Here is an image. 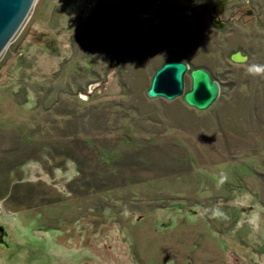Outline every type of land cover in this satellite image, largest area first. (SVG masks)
<instances>
[{"label": "rangeland", "instance_id": "rangeland-1", "mask_svg": "<svg viewBox=\"0 0 264 264\" xmlns=\"http://www.w3.org/2000/svg\"><path fill=\"white\" fill-rule=\"evenodd\" d=\"M221 1L223 29L209 14ZM171 60L216 78L208 110L147 97ZM64 111L95 162L123 168L104 213L66 197L69 161L2 175L12 141L47 120L52 135ZM17 179L34 185L17 203L56 202L0 194V264H264V0H36L0 56V193Z\"/></svg>", "mask_w": 264, "mask_h": 264}, {"label": "trees", "instance_id": "trees-1", "mask_svg": "<svg viewBox=\"0 0 264 264\" xmlns=\"http://www.w3.org/2000/svg\"><path fill=\"white\" fill-rule=\"evenodd\" d=\"M29 93L25 89L23 95L25 102H28ZM36 102L38 104V101ZM59 115L61 117V123L58 125V129L56 128V132L53 131L52 135L51 127L54 124L47 120L44 124L31 129L24 138L18 139L17 142L12 141V143H15L14 147L4 152V156L1 158V170L3 171L2 175H4V180H8L13 172L20 171L31 161L40 163H42L41 161L47 162L49 168L45 165L44 169H49L50 171H60L61 168H65L66 162L69 161L74 164L76 174L64 189L66 197H73L71 199L73 201L83 199L89 204L86 206L90 211L97 209L100 213H104L110 208L111 203L116 204L118 202L117 199L113 198V195L120 190L122 191L128 185H126L127 180L125 179L123 168L115 163L113 167L120 171L115 173L109 171V167L101 166V163L95 162L98 161L96 157L99 155L96 150H90L89 146H87L88 136L84 135L85 128L83 127V120L82 122H77L76 119L78 116L73 112L64 111L63 113H59ZM82 128H84L83 131H80ZM99 129L102 130L101 128ZM102 133L106 134V131L103 130ZM125 137L122 135L120 140L126 139ZM91 156H94V160ZM58 161L59 164H54ZM91 163L93 165H90ZM88 169L91 170L87 173ZM8 182V187L6 190L2 189L0 194L1 200L6 201L10 206L13 205L22 208L29 205L27 209H31L30 204L34 202L44 207L51 206L52 203L56 202V200L49 201L46 197L35 195L29 198L28 196L24 197L29 201L28 204H25L23 201L17 203L19 200L15 199L16 196L14 197L12 192L18 193L19 191L16 192L18 189H22L23 187L28 188L34 185L28 182L24 183L21 179H17L16 183L12 186ZM173 202L178 201L174 199ZM166 206H158L156 209H164Z\"/></svg>", "mask_w": 264, "mask_h": 264}, {"label": "water", "instance_id": "water-1", "mask_svg": "<svg viewBox=\"0 0 264 264\" xmlns=\"http://www.w3.org/2000/svg\"><path fill=\"white\" fill-rule=\"evenodd\" d=\"M36 0H0V56L10 45ZM225 1L219 2L213 8L215 16H221ZM216 10V11H215ZM213 24L223 29V24L214 21ZM235 62H244L245 58L239 53L232 56ZM189 66L179 60L164 63L154 73L150 86L146 92L147 97L153 100L162 99L173 101L182 97L188 107L198 111L208 110L218 99L220 85L216 78L205 68L190 70ZM189 71L191 87L184 89V75Z\"/></svg>", "mask_w": 264, "mask_h": 264}, {"label": "flooded vegetation", "instance_id": "flooded-vegetation-1", "mask_svg": "<svg viewBox=\"0 0 264 264\" xmlns=\"http://www.w3.org/2000/svg\"><path fill=\"white\" fill-rule=\"evenodd\" d=\"M213 8V7H212ZM213 10V9H212ZM211 11H209V14H210V20L211 22L213 23L214 21H217L218 23L220 24H223V27H225V21L222 20V15L221 16H215L214 13ZM216 11V10H215Z\"/></svg>", "mask_w": 264, "mask_h": 264}]
</instances>
